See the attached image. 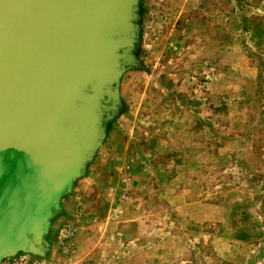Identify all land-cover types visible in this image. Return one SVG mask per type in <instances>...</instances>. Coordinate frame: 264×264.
Returning <instances> with one entry per match:
<instances>
[{
    "label": "rangeland",
    "instance_id": "rangeland-1",
    "mask_svg": "<svg viewBox=\"0 0 264 264\" xmlns=\"http://www.w3.org/2000/svg\"><path fill=\"white\" fill-rule=\"evenodd\" d=\"M139 7L118 112L68 194H83L92 230L44 258L264 264V0Z\"/></svg>",
    "mask_w": 264,
    "mask_h": 264
},
{
    "label": "water",
    "instance_id": "water-1",
    "mask_svg": "<svg viewBox=\"0 0 264 264\" xmlns=\"http://www.w3.org/2000/svg\"><path fill=\"white\" fill-rule=\"evenodd\" d=\"M139 0H0V263L45 257L52 220L118 112Z\"/></svg>",
    "mask_w": 264,
    "mask_h": 264
},
{
    "label": "crops",
    "instance_id": "crops-1",
    "mask_svg": "<svg viewBox=\"0 0 264 264\" xmlns=\"http://www.w3.org/2000/svg\"><path fill=\"white\" fill-rule=\"evenodd\" d=\"M65 198V199H64ZM63 198L61 202L60 215L56 223L49 229L47 240L50 244L52 253L61 252V242L58 239L61 228L65 225H71L73 234L71 242L74 245V253H76L83 244V238L88 236L92 230V222L96 219L93 213L88 212L84 206L85 197L83 194L73 193ZM50 251V250H49Z\"/></svg>",
    "mask_w": 264,
    "mask_h": 264
},
{
    "label": "built area",
    "instance_id": "built-area-1",
    "mask_svg": "<svg viewBox=\"0 0 264 264\" xmlns=\"http://www.w3.org/2000/svg\"><path fill=\"white\" fill-rule=\"evenodd\" d=\"M73 229L71 225L61 228L58 239L61 242V251L66 254L74 252V245L71 242ZM0 264H49L44 257H37L29 253L20 252L12 257L5 258Z\"/></svg>",
    "mask_w": 264,
    "mask_h": 264
}]
</instances>
